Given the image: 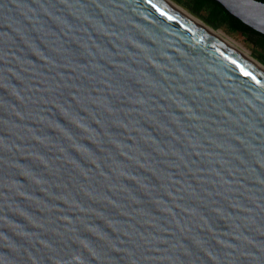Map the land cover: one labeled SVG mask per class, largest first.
Here are the masks:
<instances>
[{"label": "water", "instance_id": "water-1", "mask_svg": "<svg viewBox=\"0 0 264 264\" xmlns=\"http://www.w3.org/2000/svg\"><path fill=\"white\" fill-rule=\"evenodd\" d=\"M0 264H264V71L161 0H0Z\"/></svg>", "mask_w": 264, "mask_h": 264}, {"label": "rangeland", "instance_id": "rangeland-1", "mask_svg": "<svg viewBox=\"0 0 264 264\" xmlns=\"http://www.w3.org/2000/svg\"><path fill=\"white\" fill-rule=\"evenodd\" d=\"M177 6L187 11L197 19L203 21L214 28H224L227 34L238 40L249 52V54L258 62L264 65V44L258 41L254 35L244 34L239 31L231 30L227 24L211 19V9L205 5L199 9L195 6V0H171ZM235 34V35H234Z\"/></svg>", "mask_w": 264, "mask_h": 264}, {"label": "bare ground", "instance_id": "bare-ground-1", "mask_svg": "<svg viewBox=\"0 0 264 264\" xmlns=\"http://www.w3.org/2000/svg\"><path fill=\"white\" fill-rule=\"evenodd\" d=\"M161 1H163L167 5L171 6L172 8L176 9L177 13H179L181 16H183L187 20L192 21V22L200 25L201 27H203L204 29H206L207 31H209L210 33H212L213 35H215L216 37H218L219 39H221L222 41H224L228 45H230L238 53H240L244 58H246L249 62H251L256 67H258L259 69L264 71V65L261 64L260 62H258L257 60H255L249 54L248 50L238 40H236L233 36L226 33L224 28H214L212 26L207 25L203 21L197 19L196 17H194L193 15L188 13L187 11H185L182 8H180L179 6H177L171 0H161Z\"/></svg>", "mask_w": 264, "mask_h": 264}, {"label": "trees", "instance_id": "trees-1", "mask_svg": "<svg viewBox=\"0 0 264 264\" xmlns=\"http://www.w3.org/2000/svg\"><path fill=\"white\" fill-rule=\"evenodd\" d=\"M263 1L264 0H260ZM195 7L197 9L209 5L211 9V19L227 24V26L233 31H239L244 34L254 35L258 38L262 44H264V35L254 31L247 25L243 24L240 20L229 15L222 6L213 0H195Z\"/></svg>", "mask_w": 264, "mask_h": 264}]
</instances>
